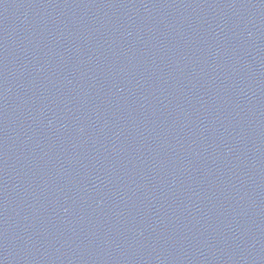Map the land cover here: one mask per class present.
Here are the masks:
<instances>
[{
	"label": "water",
	"instance_id": "obj_1",
	"mask_svg": "<svg viewBox=\"0 0 264 264\" xmlns=\"http://www.w3.org/2000/svg\"><path fill=\"white\" fill-rule=\"evenodd\" d=\"M0 264H264V0H0Z\"/></svg>",
	"mask_w": 264,
	"mask_h": 264
}]
</instances>
